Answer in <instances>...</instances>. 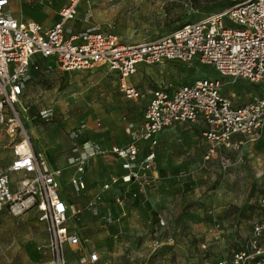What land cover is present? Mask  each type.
Here are the masks:
<instances>
[{"label":"rangeland","instance_id":"1","mask_svg":"<svg viewBox=\"0 0 264 264\" xmlns=\"http://www.w3.org/2000/svg\"><path fill=\"white\" fill-rule=\"evenodd\" d=\"M230 1L82 0L76 18L67 25L73 30L110 28L123 41L136 43L154 39L187 21L223 10L230 5ZM11 2L12 8L22 18L35 20L43 17L52 23L58 20L59 5L65 0H55L50 4L27 0L20 7L16 6V0ZM47 63H51L50 60L41 62L38 69L33 71L17 109L35 152L41 154L43 151L51 158L49 165H60L64 169L63 176L59 178L62 197L85 209L82 213L84 225H80V230L84 237L82 247L88 249L97 250L100 241L97 234L103 226L112 224L109 225L104 215L110 212L109 206H97L94 212L86 208V200L95 183L108 177L115 166L109 163L104 169L99 167V170L98 162L94 161L88 169L87 189L74 192L68 182L71 168L67 170L64 164L70 155L68 132L71 126H83L82 139L95 143L106 139L112 142L124 139L123 127L132 124L137 128L152 89L190 84L199 77L219 79L223 95L234 104L264 94V79L257 83L233 80L219 76L211 65L196 60L182 63L165 61L137 66L129 82L136 85L142 95L132 101L124 97L117 79L105 67L64 72L58 68H47ZM48 107L54 108L55 116L47 121L40 119L39 111ZM96 114L103 119L99 129L92 121ZM200 129L198 125L177 124L159 136L158 145L154 148L158 178L150 189L147 204L132 205V200L124 195L122 189L108 195L110 202L129 211L124 217L128 219L127 224L133 234L121 232L117 238H113L115 243L109 246L113 251L102 255V262L216 264L219 258L244 247L252 223L264 218V129L247 139L240 148L221 151L220 156L228 159L225 168L219 161V155L203 160ZM20 133L17 130L9 134L0 123L1 168L12 159L13 145L20 139ZM18 176L17 173L11 174L13 180ZM148 201L162 204L154 211L147 206ZM156 213L165 222L161 229L155 222V217L159 215ZM33 214L32 210L18 216L0 211V264H41L47 258L39 250L48 241L45 226L32 224L37 216L34 214L33 217ZM145 216L150 219L149 231L144 224ZM85 223L88 227H85ZM141 236L145 237L144 243H148L145 246L136 240ZM154 238L170 244L154 250L149 246ZM80 246L69 248V245H65L66 264L85 263L86 257H83L84 262L79 259Z\"/></svg>","mask_w":264,"mask_h":264},{"label":"built area","instance_id":"2","mask_svg":"<svg viewBox=\"0 0 264 264\" xmlns=\"http://www.w3.org/2000/svg\"><path fill=\"white\" fill-rule=\"evenodd\" d=\"M81 1L66 0L58 11V20L43 26L13 17L8 10L10 0H0V123L9 134L21 132L13 145L12 159L0 167V211L14 216L35 211L48 238L46 246L39 249L47 256L41 264H66L65 245L73 247L80 240L70 232L68 223L79 220L83 209L62 197L59 178L64 169L49 165L45 157L33 150L20 119L17 104L31 78V70L38 69L46 60L51 62L46 64L47 68L64 72L105 67L117 79L124 97L132 101L142 95L129 82L140 64L196 60L211 65L221 77L253 83L264 79V0L238 1L223 10L187 21L169 33L136 43L123 41L110 28L73 30L69 27L67 22L76 18ZM149 94L137 128L132 124L125 126L128 140L124 145L104 147L83 140V126L68 132L71 146L66 168L72 170L68 182L74 192L86 188L85 168L90 160L112 155L120 160L123 173L110 175L102 183L101 191L121 181L128 199L140 195L146 198L156 179L154 148L159 134L177 124H202L204 161L220 156L221 151L240 148L264 129V94L234 104L223 95L222 83L217 78L199 77L190 84L156 87ZM54 116L52 107L38 113L45 121ZM94 125L102 127L101 119H94ZM219 161L223 168L228 164L225 157L220 156ZM12 173L19 176L13 180ZM132 187L135 189L131 191ZM100 201V192H95L86 208L96 212ZM105 218L108 223L113 222L110 216ZM155 222L159 228L165 225L159 216ZM250 231L243 248L217 260L216 264H264V218L254 221ZM158 246L160 242L155 239L152 248ZM87 257L92 264L100 259L96 251Z\"/></svg>","mask_w":264,"mask_h":264},{"label":"crops","instance_id":"3","mask_svg":"<svg viewBox=\"0 0 264 264\" xmlns=\"http://www.w3.org/2000/svg\"><path fill=\"white\" fill-rule=\"evenodd\" d=\"M17 1V4H16V6H21V4H22V2H24V1H27V0H16ZM53 1H55V0H52L51 2H48V1H46V0H38V2L41 4H43V3H48V4H50V3H52ZM65 2H66V0H65ZM65 2H62L60 5H59V9H61L60 7L62 6V5H64V3ZM13 6H12V2H11V0H10V3H9V7H8V10H9V13L13 16V17H15V18H17L18 20H20V21H35V22H38V23H40V24H42L43 26H50V25H52L55 21H53L52 23H51V21L50 20H45V18H43V17H39L38 19H35V20H29V19H24V18H22L20 15H18L17 13H16V11L14 10V8H12ZM59 9H58V11H59ZM57 21V20H56ZM74 21V20H73ZM69 27H71V26H69ZM72 28V27H71ZM73 29V28H72ZM79 30H81V29H79ZM34 70H37V69H33V70H31V77H32V73H33V71ZM29 82V81H28ZM28 82H27V84H28ZM130 83H131V81H130ZM26 84V85H27ZM26 87V86H25ZM138 88V87H137ZM139 89V88H138ZM149 96H150V94H149ZM148 99H149V97L147 98V100H146V103H147V101H148ZM146 103H145V105H146ZM145 107V106H144ZM144 109V108H143ZM142 112H143V110H142ZM96 118H100L101 119V126H102V123H103V119H102V117H100L99 115H97L96 114V116H94V117H92V121H93V125H94V119H96ZM141 118H142V113H141ZM87 124V123H86ZM181 125V124H180ZM179 125V126H180ZM188 125H192V126H195V125H198V126H200L201 127V129L200 130H202V128H203V126H202V124L199 122V123H195V124H188ZM95 126V125H94ZM87 127H88V125H87ZM96 127V126H95ZM72 128H75V126H71L70 127V129L69 130H71ZM173 127H171V128H167V129H165L163 132H165V131H167V130H169V129H172ZM96 129H99V128H96ZM123 129H124V134H125V137H124V139H120V140H118V139H115L113 142H112V140H105V141H101V143L100 142H97L96 141V143H99L100 145H102V146H104V147H109L110 145H124V144H126V142H127V140H128V137H127V133H126V131H125V127H123ZM163 132H161L160 134H159V136L163 133ZM158 139H159V137H158ZM202 141H203V139H202ZM203 149H202V155L204 154V152H205V143H204V141H203ZM33 148V147H32ZM34 150V149H33ZM35 151V150H34ZM37 152V151H36ZM37 153H39V152H37ZM41 154H43L42 156L43 157H45V159L47 160V162L49 161L50 162V159L51 158H49L48 156H46V154L42 151V153ZM142 155H143V153H141ZM156 158H157V156H156ZM94 161H97L98 162V164H97V166H98V169L99 170H101L99 167H101L102 169H104V168H106L107 166V164L109 165V163L110 164H113L115 167L113 168L114 170H113V172L110 174V175H121L122 173H123V171L121 170V167H120V160H118V159H116V157H114V156H112V155H108V156H98V157H94L92 160H90L89 161V163L87 164V166H86V168H85V180L87 181V173H88V169H89V167H90V165H91V163H94ZM51 164V163H50ZM64 164H66V159L64 160ZM57 165V164H56ZM52 166H54L53 164H52ZM57 166H60V165H57ZM66 166H67V164H66ZM109 167H111V165L109 166ZM157 167V166H156ZM67 170H68V168H67ZM70 171V170H69ZM71 172H72V170H71ZM71 174V173H70ZM110 175H108V177H106L105 179H101L99 182H97V183H95V185H94V187L89 191L90 193L88 194V198H87V200H86V203H87V201L91 198V196L93 195V193H95V192H100V194H101V201H100V203L98 204V206L99 207H102V208H104V207H107V206H109V208H111V210L110 209H108V210H110V212H108V213H105L104 215H106V216H110L111 218H113V222H110L112 225H110V223H109V227H107V226H103L101 229H100V231H99V233L97 234V235H99V243H98V248H97V250L96 249H88L87 247H82V243H81V241L82 240H84V237H83V234H82V232H81V227H80V225H84V223H82V213H83V210H85V209H83L82 210V212H81V214H80V217H79V220H70L69 221V223H68V227H69V229H70V232L71 233H73V234H75V235H77L78 237H79V244L78 245H80L81 244V246L79 247V249H80V255H79V259H81V261L82 262H84L83 260V257H86V261H85V263L84 264H92V263H90L89 262V259H88V255H89V253L91 252V251H96L97 253H98V255H99V257H100V259H99V261L96 263V264H106L105 262H102V255H105V254H107V253H111L113 250H112V248H110L109 246H110V244L111 245H114V243H115V239L114 240H112L113 238H117V235L118 234H120L121 232H126V233H131V234H133L132 232V229H131V227H129L128 226V224L127 223H129V222H127V218H125L124 216H125V214H126V211H128V210H125L124 208H119L118 206H116L112 201L110 202V199L108 200L107 198H108V195H114L117 191H119V190H123L124 191V184L123 183H121V181H119L117 184H114V185H112L108 190H102L101 191V185H102V183H104V182H106L107 180H108V178L109 177H111ZM153 176L157 179L158 178V171H155L154 173H153ZM90 177L88 178V181H90ZM156 179H154V181L156 180ZM92 182V181H91ZM154 183V182H153ZM153 185V184H152ZM153 186H151L150 188H148V190H147V197L146 198H144V199H142L141 200V202H140V204H138V205H135V203H134V201L132 200V205H134V206H139V205H141V203H146L147 204V199H148V194H149V192H150V189L152 188ZM87 189V182H86V188H85V190ZM119 189V190H118ZM82 191H84V190H82ZM107 196V197H106ZM109 197H111V196H109ZM141 198V197H140ZM115 199V198H114ZM145 200V201H144ZM148 206H150V209H152V210H154V211H157L158 210V208H160V206H161V204L162 203H157V204H153V203H149V201H148ZM77 207H79V208H81L78 204H75ZM120 206H122V205H120ZM108 208V207H107ZM82 209V208H81ZM126 209H127V207H126ZM33 212H34V214H36L35 213V211L34 210H32ZM112 211V212H111ZM128 213H129V211H128ZM34 214H33V217H34ZM156 214H159V213H156ZM128 215V214H127ZM159 217H161L162 218V216L159 214L158 215ZM33 222H32V224H36V226H42L43 224L42 223H40L38 220H37V216H35L34 218H33V220H32ZM131 221H133L134 223L136 222V220L135 219H132ZM84 222V221H83ZM144 224L146 225V227H147V230L149 231V228H151L150 226L151 225H149L150 224V219L148 218V216H145V221H144ZM157 225V224H156ZM158 226V225H157ZM85 227H88V225L86 226V223H85ZM107 227V228H106ZM159 228V227H158ZM159 229H161V227L159 228ZM96 230V229H95ZM251 230V229H250ZM147 232V231H146ZM158 240L159 242H160V246H159V248L161 247V246H164V244H170V242H163L162 240H160L159 238H154L153 240H151V242H150V247L152 246V243H153V241L154 240ZM136 240H140V243L142 242V244L144 243V240H145V237H143L142 238V236L139 238V239H136ZM145 244H148L147 242H145L144 243V246H145ZM69 248H72L71 246H69ZM158 248V249H159ZM162 248V247H161ZM111 249V250H110ZM167 249V248H166ZM160 250V249H159ZM237 250H239V249H236V250H234V251H237ZM233 252V251H232ZM231 252V253H232ZM231 253H230V255H231ZM230 255H228V256H224V257H221V258H226V257H229ZM105 257V256H104ZM221 258H219V259H221ZM218 259V260H219Z\"/></svg>","mask_w":264,"mask_h":264},{"label":"trees","instance_id":"4","mask_svg":"<svg viewBox=\"0 0 264 264\" xmlns=\"http://www.w3.org/2000/svg\"><path fill=\"white\" fill-rule=\"evenodd\" d=\"M236 2H238V1L231 0L229 6L233 5V4L236 3ZM229 6H228V7H229ZM181 25H182V24H181ZM134 189H135V188L132 187V188H131V191L134 190ZM128 195H129V194H127V196H128ZM140 197H141V198H140ZM142 199H144V197L140 195L138 198L133 199V201H134L135 205H138V204H140V202H141ZM142 201H143V200H142ZM144 201H145V200H144ZM147 206H148V205H147Z\"/></svg>","mask_w":264,"mask_h":264}]
</instances>
